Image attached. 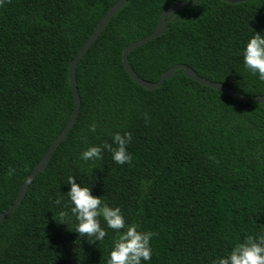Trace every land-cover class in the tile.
Listing matches in <instances>:
<instances>
[{
  "label": "trees",
  "instance_id": "trees-1",
  "mask_svg": "<svg viewBox=\"0 0 264 264\" xmlns=\"http://www.w3.org/2000/svg\"><path fill=\"white\" fill-rule=\"evenodd\" d=\"M115 1L0 3V214L67 122L69 62ZM174 1L129 0L77 63L78 116L1 222L0 264H107L118 234L101 217L103 240L79 236L69 176L119 207L127 224L155 233L152 258L141 264H213L248 235H264V102L237 100L180 69L149 90L123 66V48L148 35ZM172 13L162 35L128 55L138 76L156 81L183 63L236 92L264 94L242 55L251 35H264V0H199ZM116 132L132 133L131 165L106 149L102 159L80 158L91 145L112 144Z\"/></svg>",
  "mask_w": 264,
  "mask_h": 264
},
{
  "label": "clouds",
  "instance_id": "clouds-1",
  "mask_svg": "<svg viewBox=\"0 0 264 264\" xmlns=\"http://www.w3.org/2000/svg\"><path fill=\"white\" fill-rule=\"evenodd\" d=\"M3 3V0H0ZM173 17L177 14L172 13ZM243 62L245 67L258 78L264 81V35L256 32L250 36L243 48ZM146 121L148 120L145 114ZM89 130L95 132L97 124H90ZM132 140V133L112 134L113 143L105 142L102 146L91 145L80 154L84 161L102 159V151L112 153L113 160L120 165L132 163V155L128 152V144ZM115 145V146H113ZM15 174L14 168L8 169V175ZM71 185L67 192L70 198L71 213L75 217L76 232L80 237H93L90 243L101 241L107 235L101 227L100 218L106 222L108 228L118 235L112 241L107 264H141V261H149L152 258L151 238L155 235L152 231H140L137 224H127L119 207L109 206L102 201L101 196L93 195L91 188L81 186L72 176L68 177ZM61 203L59 199L55 201ZM67 211H60V223H65ZM66 224V223H65ZM213 264H264V235L258 238L248 235L243 242H237L231 251L224 257H218Z\"/></svg>",
  "mask_w": 264,
  "mask_h": 264
},
{
  "label": "water",
  "instance_id": "water-1",
  "mask_svg": "<svg viewBox=\"0 0 264 264\" xmlns=\"http://www.w3.org/2000/svg\"><path fill=\"white\" fill-rule=\"evenodd\" d=\"M129 0H116L110 8L105 12V14L102 16V18L99 20L95 28L93 29L92 33L88 36V38L85 40V42L82 44V46L79 48L78 52L76 55L70 60L69 65H68V77L70 81V85L72 88L73 92V97H74V106L72 109V112L61 129V131L55 136V138L51 141L41 158L38 160V162L35 164L33 170L26 175L24 180L22 181L21 187L19 189V193L15 200L12 202V204L4 210L0 214V224L3 222L6 217L11 214L13 211H15L18 206L20 205L22 198L24 196L25 191L27 190L29 184L31 183L32 179L36 176L37 173L43 171L52 154L53 151L59 146L62 140L67 136L69 130L73 127L76 118L79 113L80 109V96L77 88V80H76V66L79 60L82 58V56L87 52V50L90 48V46L93 44V42L97 39V37L100 35L106 24L109 22V20L114 16V14ZM229 2H239V1H244V0H225ZM199 0H192L191 2H186L183 0H178L174 1L168 5H166L161 12L159 13L158 21L154 27V29L146 36L139 38L137 40H134L127 44L123 50H122V61H123V66L127 73L131 76V78L138 84H141L143 87L153 90L156 87H158L164 80L169 79L172 74L180 69L183 71V73L188 76L189 78L197 81L200 84L206 85L208 87L220 90L227 95L243 101V102H264V94L263 95H245L239 92L234 91L227 85L217 82V81H212L210 79L204 78L197 74L193 69H191L189 66L183 63H178L174 64L170 67H168L156 81H149L146 79L141 78L140 76L137 75V73L133 70V68L129 64L128 60V55L132 50L135 48L147 43L148 41L152 40L153 38H156L160 35L163 34L166 23V17L171 14L172 12L182 8V7H187V8H192L198 4Z\"/></svg>",
  "mask_w": 264,
  "mask_h": 264
}]
</instances>
